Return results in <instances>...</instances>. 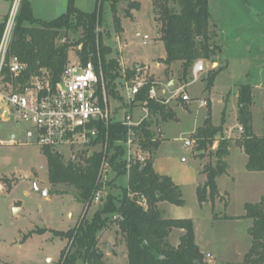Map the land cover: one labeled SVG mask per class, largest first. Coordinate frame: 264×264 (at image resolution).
<instances>
[{
    "label": "rangeland",
    "instance_id": "374dc122",
    "mask_svg": "<svg viewBox=\"0 0 264 264\" xmlns=\"http://www.w3.org/2000/svg\"><path fill=\"white\" fill-rule=\"evenodd\" d=\"M27 1L32 6L36 19L41 18L46 22L56 19V12L53 11L56 0ZM74 1L76 7L84 13L94 12L98 7V0ZM209 2L211 19L213 23L220 22L223 37L215 38L214 44L219 49L216 50L214 61L210 63L201 60L206 65V71L197 79L194 70L197 63L191 69L190 76L186 78L180 65L172 66V75H176L174 78L165 77L166 72L162 67L156 68V62L166 57L164 43L159 35L161 22L157 20L156 9L159 0H119L115 7L110 2L105 3L102 22L96 28L104 45L112 49L107 57L108 61L112 59L119 61V48L124 57V64L120 65L119 61L120 76L114 81L120 99L109 94L112 117L122 119L137 104L146 106L140 102L129 105L125 83L128 70L137 71V77H140L141 81L146 83L152 81L153 85L160 84V89H164L169 81L177 80L175 91L166 97L162 96V99L169 100L166 105L176 113V118L165 121L159 117H152L148 121L152 123L151 131L156 135L162 127L165 131L162 146L155 152L158 162L166 163L171 171L178 173L179 176L182 175L183 178L191 177L192 174L188 173L200 168L199 147L196 145L193 151L184 144L188 138L196 139L193 135L204 125L208 115L209 109L201 104L208 101V98H205L207 94L204 93L202 79H206L211 71L223 70L215 80L209 96L213 124L215 126L223 124L225 111L223 100L227 97V103L231 102L225 117L228 128L225 131L224 125L223 136L229 138L230 133L226 132L231 127L233 135L238 136L243 133L240 131L242 126L238 128L240 108L238 95L241 85L249 84L253 87L254 104L251 108L253 130L256 135L264 136V0H209ZM135 3L140 4L139 10L132 9ZM11 8L9 0H0V16L8 14ZM212 33L217 32L212 30ZM83 36L84 30L74 27L62 41L65 43L69 40L75 45L69 51V65L81 64L77 53L83 49V45L79 43ZM144 36L149 38L145 39ZM128 82L134 83V81ZM185 92L190 98L186 102L190 105L188 107L181 101ZM145 113V110H136L134 121H138ZM15 128L13 124H3L0 128V138H6L15 131ZM220 140L221 137L217 136L213 146H207L202 151L206 157V166L214 167L219 162L216 151ZM232 149L233 155L229 163L230 171L236 177L235 183L226 177L219 181L220 188L231 194V199H227L229 208L224 210L223 205H218L215 215L243 214L245 203H257L261 199V192H256L254 185L261 184L264 175L256 177L254 173L246 170L243 156L236 154L234 145ZM95 150L99 151V148H92L89 151ZM183 158L187 162L182 161ZM64 161L68 163L69 158H65ZM116 167L112 166L108 173L109 178L105 182L107 185L113 182L116 188L112 190L108 186L104 187V200L111 193L122 197L120 189L128 188L129 178L117 177ZM176 178L179 180L178 177ZM36 187L39 190H47L48 196L41 197L36 192ZM183 189L186 208L194 211L201 219L200 233H210L211 206L201 211L193 187L185 184ZM78 195L73 187L63 184L53 186L49 182L48 160L39 146H0V264H59L63 249L69 244L67 238H62L60 233L76 229L83 218L91 221L102 203H94L87 212L83 209V202L79 200ZM208 200L214 203L217 199ZM15 209L19 211L16 212ZM110 225H112L110 229H106L101 237L105 261L107 264H126L128 260L122 254L123 248L126 249V242L119 232L118 225L115 223ZM251 226V220H242L241 223L218 222L215 226L217 239L225 245L224 241L227 238L239 233L241 238L248 239V243L245 240L242 242L240 250H243L245 243L251 245L252 238L249 235ZM174 239L172 240L175 241ZM243 254V252L240 255L234 251L233 253L224 251L222 256L230 257L235 264H241L246 256Z\"/></svg>",
    "mask_w": 264,
    "mask_h": 264
},
{
    "label": "trees",
    "instance_id": "16d2710c",
    "mask_svg": "<svg viewBox=\"0 0 264 264\" xmlns=\"http://www.w3.org/2000/svg\"><path fill=\"white\" fill-rule=\"evenodd\" d=\"M9 1L12 3V0ZM118 1L98 0L96 11L84 13L76 7L74 0H68L66 14L45 22L36 19L30 3L23 0L6 57L8 66L3 69L5 81L11 82L14 87H23L33 77H42L48 73L53 82L57 83L69 65V51L75 46L69 40L65 43L62 41L72 28H82L84 36L79 43L83 45V49L77 53L81 64L86 65L93 61L98 72L101 68L108 95L111 93L120 99L114 83L120 76L119 61H108L107 57L112 49L104 45L96 31L97 25L102 22L105 3L110 2L115 7ZM132 9L139 10L140 4L135 3ZM156 10L157 20L161 22L159 35L167 54L163 62L168 67L181 62V70L186 78L198 61H214L219 47L214 44L216 34L211 30L209 0H159ZM8 16L9 13L0 22V45ZM14 57L24 66L21 75L17 77L10 73L9 68ZM222 72L220 69L208 74L205 79L206 91L211 92L215 80ZM137 75V71L128 70L125 79L135 81ZM152 86V81L147 82L136 98V102L145 104L149 111L147 119L135 129L141 136L143 149L149 153V159L145 164H134L129 175L123 157L125 147L120 144L126 141L128 128L117 120H112L108 127L105 124L100 126L101 133L94 146L109 144V152L114 151L109 163L111 167L117 166V177L129 176L128 188L120 189L122 197L114 193L109 194L106 200L102 197V203L91 221L83 218L76 229L60 233L62 238H67L69 244L63 249L59 264H107L99 240L101 234L113 223L118 225L119 232L126 242L128 264H205L206 256L196 243L192 220L165 218L157 206L167 202L181 207L185 205V199L182 189L171 177L162 176L154 169V155L162 140L158 134L151 131L152 123L148 119L159 117L165 121L173 120L176 113L162 100L150 98ZM238 97V120L243 133L236 139V146L248 155L246 170L264 172V136L256 135L253 130V87L249 84L241 85ZM206 107L209 109L206 122L193 135L197 146L201 152L207 146H213L217 136L221 137V140L216 151L219 162L214 167H204L207 181L197 188L200 204L208 202V199L214 201L220 196L217 178L227 172L224 159L229 156L232 141L223 136L224 117L223 124L215 126L211 120V107L209 104ZM43 155L48 160L49 182L53 186L63 184L73 187L79 193V200L83 202V209L87 212L94 204L96 195L104 187L108 186L112 190L116 188L113 182L107 185L101 179L100 170L104 161V153L101 151L95 150L92 156L86 155L78 164L66 163L62 156L47 148H44ZM140 201L145 203V207ZM245 210L243 219L252 221L249 228L252 242L241 264H264V197L258 203H246ZM174 230H184L178 247L169 240Z\"/></svg>",
    "mask_w": 264,
    "mask_h": 264
},
{
    "label": "built area",
    "instance_id": "2783aa9c",
    "mask_svg": "<svg viewBox=\"0 0 264 264\" xmlns=\"http://www.w3.org/2000/svg\"><path fill=\"white\" fill-rule=\"evenodd\" d=\"M23 0H12L11 11L7 19V25L1 39L0 45V128L3 124H13L16 128L6 138H0V146H27L37 145L42 150L50 149L58 153L62 158H69V162L78 164L83 161L86 155L95 151L92 148H99L104 153V161L100 170L103 183L109 178V171L112 168L109 159L114 151L109 152V144L94 146L100 136V126H109L112 120L121 122L128 128L126 141L120 142L124 145V160L127 165V172L136 164H145L149 159L148 151L141 145V136L135 130L149 116L146 111L140 121H134L133 110H129L122 119L112 117V110L109 104V95L105 89L103 72H98L93 61L86 65H68L57 83H54L50 74L45 73L42 77H33L23 87H14L11 82L5 81L3 69L8 66L7 53L11 44L12 36L16 28V19L21 9ZM145 39L149 37L144 36ZM10 73L14 76L21 75L24 66L18 58H12ZM206 65L198 61L195 70V77L205 72ZM126 83L127 100L129 105L137 104L136 98L140 94L145 81ZM102 91V92H101ZM150 98L163 101L169 100L166 91L151 87ZM182 100H190L187 94ZM202 105L206 103L201 102ZM243 132V128H240ZM162 130H159L158 137L161 138ZM197 140L188 138L185 140V147L194 151ZM182 161H186L183 158ZM129 177V176H128ZM104 191L101 190L94 200V203L102 200ZM131 196V194H130ZM145 207V203L140 201ZM211 257V256H209Z\"/></svg>",
    "mask_w": 264,
    "mask_h": 264
},
{
    "label": "crops",
    "instance_id": "0c3cea01",
    "mask_svg": "<svg viewBox=\"0 0 264 264\" xmlns=\"http://www.w3.org/2000/svg\"><path fill=\"white\" fill-rule=\"evenodd\" d=\"M57 2H58V0H56L55 5H54V9H53V11L56 12V16H55L56 18L59 16L57 14V12H58ZM210 12H211V8H210ZM5 16H0V22L3 20V18ZM211 16H212V12H211ZM37 19H39V18H37ZM41 20H43V19H41ZM43 21H45V20H43ZM220 28H221L220 22L219 23H217V22L213 23V21L211 22V30H214V31L217 32L216 35H215L217 39H218V37H223L222 32L220 31ZM164 47H165V45H164ZM165 54H166V50H165ZM119 57H120V59H119L120 65L124 64V57L121 54V49L120 48H119ZM166 57H167V54H166ZM166 57L165 58H161L160 61L156 62V68L160 69L162 67L163 70L166 72L165 77L174 78V76H176V75H172L173 74L172 66L180 65V68H181V64L182 63L181 62H177V63L171 65L170 67H168L163 62L164 59H166ZM225 73H227V72H225ZM199 75H198V77H199ZM162 77H164V76H162ZM139 80H140V77H137L134 82L139 81ZM176 81H177L176 79H173V80L169 81L166 84L164 89L163 88L160 89L159 88L160 84H158V83L157 84L155 83L154 85H155V88H157L160 93H161L162 90L166 91V96H168V94H171V92L173 93L175 91V89L177 88L176 87ZM202 82L204 83V87H205L206 86L205 78L202 79ZM212 87H214V86H212ZM204 93L207 94V97H205V98H208V101L206 100V104H209L210 107L212 108V104L210 103V98H209L210 94L212 93V90H211V92H208V91H206V87H205ZM184 94H188V93L185 92ZM181 101H182V103L185 104V106H187V107L190 106L189 104H187L186 102H184L182 100V97H181ZM230 102L231 101H229V103ZM223 103L225 104V111H224V120H225L226 114H227L228 109H229V103H227V97H226L225 100H223ZM136 110H143V111L145 110V112H146V111H148V108L146 106L137 104L134 107V109H133V115L134 116H135V111ZM238 112H239V110H238ZM237 116H238V114H237ZM142 117L140 116L138 121H140ZM207 117H208V115H207ZM207 117H206V119H207ZM205 122H204V124H205ZM225 122H226V120H225ZM239 126H240V123L238 125V128H239ZM226 128H228L227 127V123L225 124V131H226ZM238 128H235V129H238ZM231 129H232V127L229 129L228 132H226V133H230L229 134L230 136H228L229 137L228 139L232 140L230 148H229V156H227L224 159V162L227 164V170H226L227 172L224 175H221V176H219L217 178V186L219 188L220 196L218 198H216L217 200L214 203L211 202V201H208V202H206L204 204H200L199 199H198V195H197V190H198L197 188L199 186L204 185L206 183V181H207V175L204 172V167L206 166V157L201 155V154H203L202 151L199 153L200 156H198L199 160H200V168H199V170H197L195 172L194 171L189 172L188 174L191 173L192 176L191 177L188 176L187 178H183L182 175L179 176L178 173L176 174L175 172L171 171V169L169 168V166L166 163L158 162V157L156 158V156L154 155L155 156V158H154V169H155L156 173H159L162 176L166 175V176L171 177L172 180L174 181V183L178 187H180L182 189L183 197H184L183 186L185 184H190V186H192L193 189L195 190L196 197H197V203L200 206V210L204 211V208L208 207V206H211V208H212V214L209 217V222L211 223V228L212 229H211L210 233L202 234L199 231V224H200L199 222L201 221V219L199 217H197V215H196V213L194 211L189 210V209L186 208V200H185V205L181 206V207L175 206V205L167 203V202L159 203L157 205L159 207V209L163 212V215H164L165 218L175 219V220H181V219H190V220H192V222L194 223V227H195V240H196V243H197L198 247L200 248L201 252L204 254V256H206L205 264H227V263H233L231 261L230 257L225 258V257L222 256V253L224 251H227L229 253H233V251H234L235 253H239L240 255L243 252L244 253L243 255H245V253L249 250V247L251 246V245L248 246V244L245 243V247L243 248V250H240L242 242L245 240V242L247 241V243H248V239L241 238V235L239 233L238 234L234 233V235H232V238H227V240L224 241L225 245L221 244V242L217 239L218 235H217V230L215 229L216 223H218V222H236V223H241V221L244 220L243 217L246 215L245 208H244L243 214H235V213L227 214L226 213L225 215H215V211H216L217 206L218 205H223L224 206V210H227L229 208V205L227 204L228 203L227 199H231V194L228 191H223L222 188H220L219 181L223 177H226V179H228L232 183H235V180H236V177L233 175V172L230 171V163H229V159H231V156L233 155L232 154V150H233L232 149V145H234V147L236 148V154H238L239 156H243V158H244L243 160L245 161L244 162L245 163V169H246V166H247V163H248V155H246L242 150H240L236 146V143H235L236 139L239 138L240 135H238V136L237 135H233V133H231V131H232ZM164 136H165V131H164V127H162V133H161L162 142H163ZM161 146H162V143H161L160 147ZM184 146H185V144H184ZM185 162H187V161H185ZM251 173H254L253 175H255L256 177L264 175V172H251ZM176 175H178V176H176ZM176 177H178L179 180ZM255 184L256 185H254V189H256L255 190L256 192H261L260 196H261V199H262L264 197V180H262L261 184H257V183H255ZM251 191H253V190H251ZM259 201H257V203ZM245 206H246V203H245ZM226 218H233V219L232 220H228ZM105 232H106V230L100 236V240H99L100 248H101V237H103L102 235L105 234ZM117 233H118V231H117ZM183 234H184V230H174L171 233V235L169 237V240L171 241V243L174 246L178 247L180 245V242H181L180 238L182 237ZM172 239H174L175 241H173ZM101 250L103 251L102 248H101ZM122 254H124L125 257L127 258V247H126V249L123 248V253ZM209 256H211V257H209ZM104 259H105V255H104ZM127 260H128V258H127ZM217 260H219V261H217ZM126 264H128V261L126 262Z\"/></svg>",
    "mask_w": 264,
    "mask_h": 264
},
{
    "label": "water",
    "instance_id": "95a60500",
    "mask_svg": "<svg viewBox=\"0 0 264 264\" xmlns=\"http://www.w3.org/2000/svg\"><path fill=\"white\" fill-rule=\"evenodd\" d=\"M57 6H58V12L57 14L59 16L63 15V14H66L67 13V10H68V0H58L57 2ZM93 154H91L90 156H92ZM36 192L41 196V197H47L48 196V191L47 190H39L37 187H36ZM16 212H18L19 210L15 209Z\"/></svg>",
    "mask_w": 264,
    "mask_h": 264
}]
</instances>
